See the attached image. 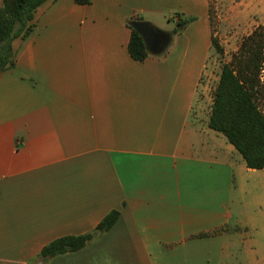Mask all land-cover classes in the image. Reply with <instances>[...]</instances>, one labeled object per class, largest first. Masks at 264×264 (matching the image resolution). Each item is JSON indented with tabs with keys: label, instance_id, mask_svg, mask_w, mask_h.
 <instances>
[{
	"label": "crops",
	"instance_id": "0c3cea01",
	"mask_svg": "<svg viewBox=\"0 0 264 264\" xmlns=\"http://www.w3.org/2000/svg\"><path fill=\"white\" fill-rule=\"evenodd\" d=\"M210 1L37 8L0 73V264H264V192L262 208L235 216V187L253 168L208 123ZM178 13L196 19L135 60L130 22L171 32ZM113 210L115 225L84 248L40 258Z\"/></svg>",
	"mask_w": 264,
	"mask_h": 264
},
{
	"label": "trees",
	"instance_id": "16d2710c",
	"mask_svg": "<svg viewBox=\"0 0 264 264\" xmlns=\"http://www.w3.org/2000/svg\"><path fill=\"white\" fill-rule=\"evenodd\" d=\"M47 0H4L0 7V72L13 65L12 42L26 37L33 29L31 21L37 8ZM88 4L91 0H75ZM179 16L173 37L196 19L195 16ZM136 19H140L137 17ZM129 52L135 60L150 56L142 36L130 24ZM212 44L219 53L224 48L212 35ZM264 23L259 24L244 37L230 61L222 64L220 78L213 94L209 126L223 133L242 155L250 168H264ZM120 217L119 210L109 212L95 230L80 235H64L47 245L40 258L49 260L66 252L78 251L98 234L110 230ZM220 230V229H219ZM219 230L201 235L218 233Z\"/></svg>",
	"mask_w": 264,
	"mask_h": 264
},
{
	"label": "rangeland",
	"instance_id": "374dc122",
	"mask_svg": "<svg viewBox=\"0 0 264 264\" xmlns=\"http://www.w3.org/2000/svg\"><path fill=\"white\" fill-rule=\"evenodd\" d=\"M210 2L212 35L219 40L224 52L219 53L214 47L208 58L207 75L204 79L209 84V96L214 94L222 64L232 59L233 53L237 51L244 37L259 24L264 23V0H211ZM261 75L264 80V68ZM237 158H242L240 153H237ZM252 170L253 172L244 174L246 179L244 189L235 187L233 205L235 216L238 212L245 213L249 210L250 213H254L262 208L257 206L255 197L264 192L261 185L264 169L253 168ZM260 251V256L264 255V249L260 247ZM249 263L247 260L242 264Z\"/></svg>",
	"mask_w": 264,
	"mask_h": 264
},
{
	"label": "water",
	"instance_id": "95a60500",
	"mask_svg": "<svg viewBox=\"0 0 264 264\" xmlns=\"http://www.w3.org/2000/svg\"><path fill=\"white\" fill-rule=\"evenodd\" d=\"M130 25L142 36L147 50L152 54H162L172 42L170 33L162 30L151 21L136 19L132 20ZM35 264H43V262Z\"/></svg>",
	"mask_w": 264,
	"mask_h": 264
},
{
	"label": "built area",
	"instance_id": "2783aa9c",
	"mask_svg": "<svg viewBox=\"0 0 264 264\" xmlns=\"http://www.w3.org/2000/svg\"><path fill=\"white\" fill-rule=\"evenodd\" d=\"M1 73V72H0Z\"/></svg>",
	"mask_w": 264,
	"mask_h": 264
}]
</instances>
